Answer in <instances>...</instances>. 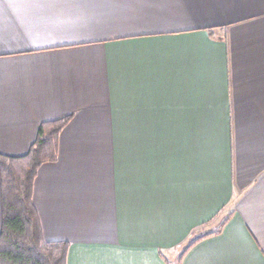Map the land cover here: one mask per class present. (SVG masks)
I'll return each instance as SVG.
<instances>
[{
  "label": "crops",
  "instance_id": "0c3cea01",
  "mask_svg": "<svg viewBox=\"0 0 264 264\" xmlns=\"http://www.w3.org/2000/svg\"><path fill=\"white\" fill-rule=\"evenodd\" d=\"M64 117L66 264H264V0H0V153Z\"/></svg>",
  "mask_w": 264,
  "mask_h": 264
},
{
  "label": "trees",
  "instance_id": "16d2710c",
  "mask_svg": "<svg viewBox=\"0 0 264 264\" xmlns=\"http://www.w3.org/2000/svg\"><path fill=\"white\" fill-rule=\"evenodd\" d=\"M68 119L41 123L23 155L0 153V264H66L67 244L43 238L32 189L39 166L56 160L58 135Z\"/></svg>",
  "mask_w": 264,
  "mask_h": 264
},
{
  "label": "rangeland",
  "instance_id": "374dc122",
  "mask_svg": "<svg viewBox=\"0 0 264 264\" xmlns=\"http://www.w3.org/2000/svg\"><path fill=\"white\" fill-rule=\"evenodd\" d=\"M171 264H172V262H171Z\"/></svg>",
  "mask_w": 264,
  "mask_h": 264
}]
</instances>
